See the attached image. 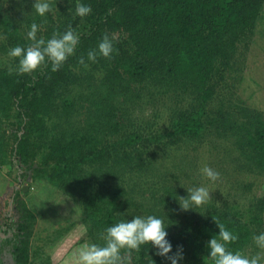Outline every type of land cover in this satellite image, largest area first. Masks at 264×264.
<instances>
[{"label": "trees", "instance_id": "trees-1", "mask_svg": "<svg viewBox=\"0 0 264 264\" xmlns=\"http://www.w3.org/2000/svg\"><path fill=\"white\" fill-rule=\"evenodd\" d=\"M263 2L52 0V11L40 17L33 2L0 0V155L9 151L19 183L44 181L69 194L90 243L104 246L108 227L153 215L167 226L169 255L182 247L177 264H203L208 241L219 239L215 219L238 237L229 251L255 255L263 193L188 211L175 198L188 195L181 171L205 145L213 149L211 166L245 176L239 189L264 190V111L236 91ZM77 3L91 12L76 15ZM33 23L45 41L71 27L80 37L75 53L55 72L46 60L34 74H9L19 58L8 51L32 43ZM105 35L111 58L98 52ZM136 108L149 117L131 116ZM22 194L21 185L12 194L16 218L5 211L0 219V264L7 254L11 264H36L29 241L34 207ZM156 251L149 244L121 256L124 264H170Z\"/></svg>", "mask_w": 264, "mask_h": 264}, {"label": "rangeland", "instance_id": "rangeland-1", "mask_svg": "<svg viewBox=\"0 0 264 264\" xmlns=\"http://www.w3.org/2000/svg\"><path fill=\"white\" fill-rule=\"evenodd\" d=\"M34 2V0H28ZM246 63L236 89L239 96L250 106L264 111V2L256 24L254 38L246 51ZM134 118L149 117L148 111L136 108L131 112ZM3 126L6 128L5 124ZM201 151L190 169L181 171L185 177L186 188L206 187L211 192L210 202L230 201L244 195L253 197L264 194V190L255 189V184L246 189H239L238 183L245 178L243 174L224 173L209 164L213 149ZM231 156L237 155V148L230 145ZM229 161H224L222 169L227 168ZM167 166L161 163L160 168ZM208 166L218 172L220 177L212 182L203 176L201 168ZM177 172H180L177 171ZM255 178V177H254ZM244 181V180H243ZM22 187V200L28 207H34L33 226L31 228L30 253L36 264H78L80 249L90 244L86 227L81 222V212L72 197L44 181H32L30 178L21 181L17 171L10 162L9 151L0 155V219L5 211H10L16 218L12 201L15 189ZM31 185V187H30ZM25 187V189L23 188ZM246 255V254H245Z\"/></svg>", "mask_w": 264, "mask_h": 264}, {"label": "clouds", "instance_id": "clouds-1", "mask_svg": "<svg viewBox=\"0 0 264 264\" xmlns=\"http://www.w3.org/2000/svg\"><path fill=\"white\" fill-rule=\"evenodd\" d=\"M32 8L40 17H44L46 13L52 11L53 3L52 0H34ZM90 12V6L77 3L76 15L84 17ZM39 27L36 23L31 24L27 39L32 43L26 49L15 46L8 51L9 58H19L17 68L8 67L9 74L14 70L17 74H34L47 67L46 60L51 64V71L55 72L75 53L80 37L71 27L62 35L53 33L47 41L43 38L37 39ZM4 39L6 37L0 36V40ZM114 51L112 40L105 35L98 45L99 54L104 58H111ZM96 59L97 52L90 51L88 60L95 62ZM79 63L85 68L88 67L83 58ZM200 171L212 182L220 177L218 172L208 166L202 167ZM186 191L187 196L175 198L181 211L194 210L212 200L211 192L206 187L189 188ZM213 221L219 229V239L212 237L208 241L207 247L210 251L206 257H203V264H264V233L253 237L255 245L260 250L255 255H244L239 251L233 253L226 246L235 242L238 237L227 230L224 224L215 219ZM166 227L162 218L153 215L135 216L131 220L120 221L108 227L105 234H102L101 239L105 241L104 246L90 243L80 249L78 264H124V258L121 256L122 250L139 252L142 245L149 244L157 250L156 255L164 257L170 261V264H177V261L183 259L182 247L178 246L177 252L169 255L172 252V245L167 240Z\"/></svg>", "mask_w": 264, "mask_h": 264}, {"label": "flooded vegetation", "instance_id": "flooded-vegetation-1", "mask_svg": "<svg viewBox=\"0 0 264 264\" xmlns=\"http://www.w3.org/2000/svg\"><path fill=\"white\" fill-rule=\"evenodd\" d=\"M3 261H4V264H11V259H10V256L7 254V255H3Z\"/></svg>", "mask_w": 264, "mask_h": 264}, {"label": "water", "instance_id": "water-1", "mask_svg": "<svg viewBox=\"0 0 264 264\" xmlns=\"http://www.w3.org/2000/svg\"><path fill=\"white\" fill-rule=\"evenodd\" d=\"M25 189V187H23Z\"/></svg>", "mask_w": 264, "mask_h": 264}]
</instances>
